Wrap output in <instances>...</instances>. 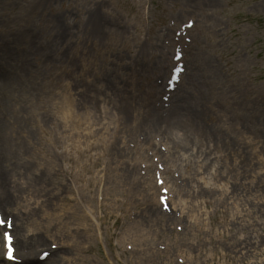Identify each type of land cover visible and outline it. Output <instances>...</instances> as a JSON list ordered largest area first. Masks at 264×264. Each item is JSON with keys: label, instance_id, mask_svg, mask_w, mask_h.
<instances>
[{"label": "rangeland", "instance_id": "rangeland-1", "mask_svg": "<svg viewBox=\"0 0 264 264\" xmlns=\"http://www.w3.org/2000/svg\"><path fill=\"white\" fill-rule=\"evenodd\" d=\"M20 1L0 10V54L31 29L32 48L0 55L24 71L0 89V109L49 194H27L41 224L13 225L34 260L5 258L0 227V264H264V0ZM105 80L115 88L98 93ZM98 94V111L76 105ZM125 98L138 105L127 128L115 118ZM177 104L200 114L179 116L193 140L170 127ZM70 117L103 138L88 147ZM2 210L14 224V208Z\"/></svg>", "mask_w": 264, "mask_h": 264}, {"label": "bare ground", "instance_id": "bare-ground-1", "mask_svg": "<svg viewBox=\"0 0 264 264\" xmlns=\"http://www.w3.org/2000/svg\"><path fill=\"white\" fill-rule=\"evenodd\" d=\"M38 4L42 10L44 6V0H37ZM211 4H214L216 0H208ZM6 3L13 4V5H19L21 4L20 0H0V10L7 5ZM44 23V22H43ZM97 29V25L94 27ZM25 32H27V27L22 28ZM102 29V27H100ZM43 27H40L39 34L37 35L38 38V44L39 48L42 47V41H43ZM32 29L30 32H28L22 39H17V43L19 41V44L12 45L13 42H9L7 44V49L15 46L10 50V54L2 52L1 59L6 62H11L17 56L21 54V50L23 51H30L32 48ZM17 35L15 34L13 38H16ZM12 45V46H11ZM10 46V47H9ZM6 50V49H5ZM23 69L17 66L16 64H11L8 68L0 67V89H7L10 88L9 86H13L17 81L15 80L16 77L23 76ZM163 85L159 86V89H161ZM113 85L108 81L105 80L102 82V86L100 84L98 93H101L103 90H112ZM119 93H124V90L119 86ZM113 99L115 102H119L120 97L117 95L116 90H113ZM100 94L96 96L94 100H90L87 97L81 98L79 102H77L76 105L80 107L81 110H87V113H92L94 111H98V106H100ZM92 98V97H91ZM5 97L2 95V102L4 101ZM156 100H153L151 103L154 104ZM106 102L109 104L112 102V100H109ZM8 103H4V111L2 113L0 109V208L2 210V205L5 206H12L14 208V217H15V223L14 225L18 227V220L21 222V224H25L31 219L35 221H39V224L42 223V218H44V213L41 216L40 215V209L41 206L36 204H30V202H27L29 198H27V194L30 190L35 191V194H38L39 196H42L44 198V195L49 194L48 187L45 183L44 179V172H34L31 170V165L27 162H24L22 160V157H20L21 147L18 141V125L14 121V116L6 113V107ZM125 105V118L121 116H117L115 114V118L117 120V126L121 127L122 123H126L124 128H127L128 124L130 123V120L132 119L134 115V111L136 108H138L137 102L134 100V98H131L127 101L125 98V101L123 102ZM178 104L176 106L175 113L173 112L171 116V125L170 127H178L184 131L187 138L189 140H193V137L189 132H194L193 134H197L198 131L194 128L190 127L189 125H186L182 121H180L179 116L183 118V116H200L198 112L189 113V109L184 107L182 104L178 108ZM123 109V108H122ZM152 107L150 108V110ZM171 114V113H170ZM98 119V117H96ZM71 122H75L79 125V127H83V130H78L76 135L84 136L86 139H88L89 143H87L88 147H94L95 139H102L103 136L98 131L95 133L94 140L90 141V138L94 135V130L92 129V123L88 120H85L80 117H70ZM154 119L148 121L147 124H151V126H156L157 124L154 123ZM70 122V121H69ZM190 125H192L189 120L186 121ZM194 127V125H192ZM112 128V127H111ZM209 130V131H207ZM214 131L212 127H209L205 129V134L208 132ZM148 134V132H147ZM205 136H211V135H205ZM203 137L200 141L205 144L207 142L206 137ZM212 137V136H211ZM175 148H177L178 151L182 149V146L180 143H176ZM27 177L28 182L31 185H27L22 180L23 178ZM32 191V192H33ZM4 212V211H3ZM21 213L25 214V219H22L20 217ZM62 223L61 217L54 215L53 216V225L54 227L59 226ZM32 229L28 230V233L30 234V238L35 240H39L44 233L41 232L40 226H37L35 229L36 232L30 233ZM22 236V235H21ZM21 243V244H20ZM19 244L21 246H25L28 248L27 251H25V248H23V260L26 261V263H29L34 260L33 250H32V242L28 243L25 240L19 239ZM24 244H29V246H26ZM31 246V247H30ZM54 252H52L53 255ZM22 260V261H23Z\"/></svg>", "mask_w": 264, "mask_h": 264}, {"label": "snow or ice", "instance_id": "snow-or-ice-1", "mask_svg": "<svg viewBox=\"0 0 264 264\" xmlns=\"http://www.w3.org/2000/svg\"><path fill=\"white\" fill-rule=\"evenodd\" d=\"M165 207H167V204L165 203ZM10 228L11 227V222L6 221L5 218H0V225H5ZM3 239H4V245L7 248V253L6 255L8 256L9 259H15V256L13 255L14 249H13V236L10 232L5 231L3 233ZM55 247V245H53ZM47 255V253H45Z\"/></svg>", "mask_w": 264, "mask_h": 264}]
</instances>
